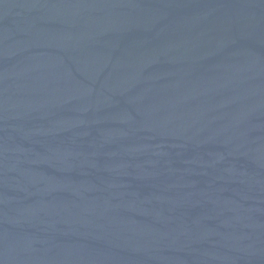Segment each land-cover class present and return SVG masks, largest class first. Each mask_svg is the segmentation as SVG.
<instances>
[{"label": "water", "instance_id": "obj_1", "mask_svg": "<svg viewBox=\"0 0 264 264\" xmlns=\"http://www.w3.org/2000/svg\"><path fill=\"white\" fill-rule=\"evenodd\" d=\"M0 264H264V0H0Z\"/></svg>", "mask_w": 264, "mask_h": 264}]
</instances>
